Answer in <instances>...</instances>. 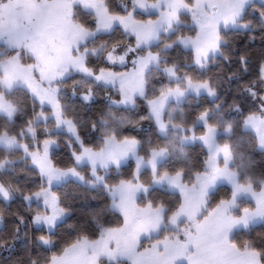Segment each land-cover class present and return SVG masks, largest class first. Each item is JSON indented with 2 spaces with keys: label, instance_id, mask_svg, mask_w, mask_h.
<instances>
[{
  "label": "snow or ice",
  "instance_id": "snow-or-ice-1",
  "mask_svg": "<svg viewBox=\"0 0 264 264\" xmlns=\"http://www.w3.org/2000/svg\"><path fill=\"white\" fill-rule=\"evenodd\" d=\"M257 152L264 0H0V264H264Z\"/></svg>",
  "mask_w": 264,
  "mask_h": 264
},
{
  "label": "trees",
  "instance_id": "trees-1",
  "mask_svg": "<svg viewBox=\"0 0 264 264\" xmlns=\"http://www.w3.org/2000/svg\"><path fill=\"white\" fill-rule=\"evenodd\" d=\"M212 71H215V67L213 66ZM200 151L199 147H196L193 155H195L196 153H198ZM254 157L256 159V161L260 162L262 160H264V158L261 157V155L259 154V152L254 154ZM56 158L61 162V164H65L68 162V153L67 150L63 147H61L60 149H58L56 151ZM262 167H264V164H261ZM123 171L125 173H127L129 171V169L125 168L123 169ZM70 193L72 191H77V192H83V188H77V186L75 184H70L68 186L67 189ZM94 193H89L88 195H92ZM89 203H91L93 206L95 205L96 202L94 201H90ZM79 207V205H77ZM10 211L15 212V211H20L21 213H23V209L22 208H18L16 205H13L12 208L10 209ZM6 219H7V215H6ZM260 232H264V226H257L255 231L252 233V235L255 237L258 233Z\"/></svg>",
  "mask_w": 264,
  "mask_h": 264
}]
</instances>
